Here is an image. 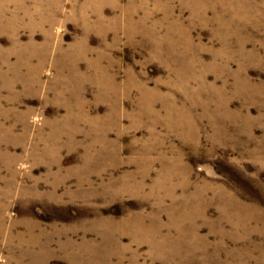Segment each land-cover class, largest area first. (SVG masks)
<instances>
[{
    "label": "rangeland",
    "instance_id": "1",
    "mask_svg": "<svg viewBox=\"0 0 264 264\" xmlns=\"http://www.w3.org/2000/svg\"><path fill=\"white\" fill-rule=\"evenodd\" d=\"M0 264H264V0H0Z\"/></svg>",
    "mask_w": 264,
    "mask_h": 264
}]
</instances>
